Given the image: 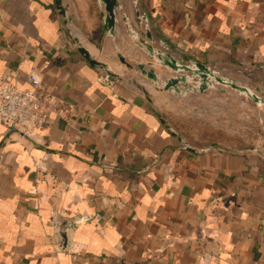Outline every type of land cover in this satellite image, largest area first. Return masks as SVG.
<instances>
[{"label": "crops", "instance_id": "0c3cea01", "mask_svg": "<svg viewBox=\"0 0 264 264\" xmlns=\"http://www.w3.org/2000/svg\"><path fill=\"white\" fill-rule=\"evenodd\" d=\"M118 2L113 37L97 0H64L69 20L55 0H0V78L29 87L34 71L62 100L29 134L0 124V264H264V151L195 144L163 114L235 90L169 92L118 57H145L127 16L249 83L264 75V0ZM79 41L119 76L105 81ZM58 217L79 219L66 248Z\"/></svg>", "mask_w": 264, "mask_h": 264}, {"label": "water", "instance_id": "95a60500", "mask_svg": "<svg viewBox=\"0 0 264 264\" xmlns=\"http://www.w3.org/2000/svg\"><path fill=\"white\" fill-rule=\"evenodd\" d=\"M57 8L61 15L70 19L67 13V6L64 4V0H55ZM102 6V15L104 19V30L108 35L115 37L116 28L118 24L117 11L120 8L118 0H97ZM138 23H144L148 26L146 17H141L137 13ZM127 31L132 41L143 50L145 57L142 60L130 63L125 56L119 53V59L126 64L129 68H134L139 71L143 76L150 79L159 88L185 95L187 92L205 93L209 88L215 87L216 84L222 86L221 92L226 93L227 88L230 87L241 94L251 98L255 103L262 104L264 97L259 86L255 89L250 88L245 84H241L235 78L225 77L219 74L217 71L208 67L205 63L196 61L194 59H188V57L177 58L172 52L162 49L155 45V38L149 27L137 28L129 21L127 16L123 17ZM77 51L82 57L92 66L103 70L110 77H117L119 74L108 63L100 60L87 46L81 41L77 42ZM170 72L171 75L163 76V69ZM173 134L182 139L181 136L173 131ZM57 219V227L59 228V234L61 236V244L63 248L68 245L69 237L67 230L71 225H75L79 219L67 220L60 217Z\"/></svg>", "mask_w": 264, "mask_h": 264}, {"label": "rangeland", "instance_id": "374dc122", "mask_svg": "<svg viewBox=\"0 0 264 264\" xmlns=\"http://www.w3.org/2000/svg\"><path fill=\"white\" fill-rule=\"evenodd\" d=\"M246 82L245 78L240 83L249 84L252 89L259 84L264 97V75ZM195 102L163 110L165 117L187 140L195 144L216 143L233 149L264 151V102L259 105L236 90L227 97Z\"/></svg>", "mask_w": 264, "mask_h": 264}, {"label": "built area", "instance_id": "2783aa9c", "mask_svg": "<svg viewBox=\"0 0 264 264\" xmlns=\"http://www.w3.org/2000/svg\"><path fill=\"white\" fill-rule=\"evenodd\" d=\"M17 75L0 78V124L13 133L29 134L49 121L51 115L61 111L62 100L42 84L39 75L30 71L29 87H21ZM110 81L109 75H104Z\"/></svg>", "mask_w": 264, "mask_h": 264}]
</instances>
